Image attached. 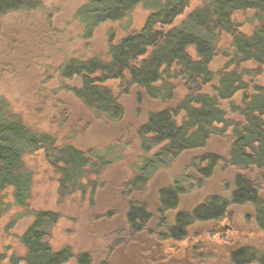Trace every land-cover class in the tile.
I'll return each mask as SVG.
<instances>
[{"label": "trees", "instance_id": "1", "mask_svg": "<svg viewBox=\"0 0 264 264\" xmlns=\"http://www.w3.org/2000/svg\"><path fill=\"white\" fill-rule=\"evenodd\" d=\"M44 1L0 0V17L41 10ZM138 5L148 12L140 28L118 40L113 31L109 32L105 56H71L58 67L60 77L80 80L78 87H72L75 96L98 117L110 121H119L123 109L107 82L127 80L128 88L137 86L161 101L172 100L178 90L176 82H183L187 93L174 112L168 109L149 114L142 129L155 138L148 139L150 143L145 140L146 148L169 142L159 152L176 156L204 147L211 136L226 132L218 127L225 124L233 126L230 155L235 164L264 170V85H251L246 76L252 77L254 71L242 67L246 62L264 66V0H201L191 9V0H86L76 9L74 18L82 29V38L87 40L100 25L124 20ZM246 12H252L255 20L250 32L242 31L236 19L238 13ZM223 35L230 38L223 51L228 63L215 72L211 62ZM231 64L236 67L229 69ZM207 85L212 86L211 92L205 90ZM223 101H229L231 113L238 116L237 124L228 119ZM178 117L183 121L181 126L173 120ZM57 145L50 133L29 128L9 100L0 95V195L5 200L7 191H13L14 205L34 217L22 233L26 264H66L72 256L71 248L56 249L49 241L50 229L58 223L60 214L30 207L34 174L26 167L25 157L44 149L50 164H61L58 168L63 171V163L67 166L65 176L70 178L85 160V153L74 145ZM237 185L236 200L258 202L259 224L264 229V201L255 198V185L245 178L238 179ZM10 207H3L0 214ZM200 214L208 217L209 211L202 208ZM5 259L6 255L0 253V264ZM80 261L89 264L83 257Z\"/></svg>", "mask_w": 264, "mask_h": 264}, {"label": "rangeland", "instance_id": "2", "mask_svg": "<svg viewBox=\"0 0 264 264\" xmlns=\"http://www.w3.org/2000/svg\"><path fill=\"white\" fill-rule=\"evenodd\" d=\"M85 1L45 0L41 10L0 17V95L9 100L13 110L20 114L29 126L53 134L59 142L72 143L84 150L97 151H102L106 146H114L116 152H121L120 155L124 158L113 164L102 177L97 179L100 188L90 195L93 205L87 198L91 188L87 189L85 196L79 193L67 197L61 196L57 175L45 160L43 153L37 152L25 157L27 166L35 173L30 200L31 209L53 210L62 214L58 223L50 229L51 245L56 249L70 245L78 254L87 251L90 264H102L107 260L112 264V260H117L119 257H110L107 249H110V246L121 248L114 242L118 235L123 238L124 227L121 228L120 222L119 228L113 230L112 234L105 235L112 223L111 219L104 217L103 212L106 210L105 207H112L115 211L114 217L119 221L124 218L126 200L120 198L121 190L119 189V192L118 187L123 184L127 174H131V163L140 152L136 145V129L149 112L155 113L154 111L159 108L173 107L180 103L185 89L183 82H176L178 90L173 95L174 98L166 103L150 99L141 93L142 103L138 104L137 95L140 91L138 88L131 86L129 92L124 93L121 90L124 88L119 87L118 81H111L112 88L125 105V117L119 123H107L97 119L72 92L71 87L76 82L63 81L57 68L59 65L64 66L65 60L71 56L99 55L102 58L107 53L109 32L113 31L115 40H118L128 32L140 28L148 12L138 5L124 20L100 25L92 38L85 40L81 36L82 29L74 18L76 9ZM200 2L201 0H191L189 9ZM236 19L242 31L252 30L255 22L252 12L238 13ZM229 44V36L223 35L219 51L211 62L215 72L223 70L228 63L223 51ZM235 67L236 65L231 64L229 69ZM242 67L254 71L252 77L246 76L248 81H252L251 85H264V66L246 62ZM250 87L249 92L253 88ZM205 90L212 91V86L207 85ZM235 100L239 101L240 96L236 95ZM223 105L228 108L229 102L225 101ZM232 115L234 114L229 112L228 116ZM235 117L238 118L237 115ZM226 135L212 138L208 146L209 150L225 155L229 146ZM108 153L115 154L111 148ZM224 168L225 165L222 163L208 181L211 190L219 187L221 180L223 182V179L230 176L228 170ZM70 169L72 170L73 167ZM179 169L178 166L177 170ZM173 170H168V173H173ZM115 180L117 181L114 184ZM112 183L117 186L115 190L119 193L118 202H116L118 198L115 199L113 193L109 191ZM12 193L13 191H7L5 200L0 195V211L11 204L8 212L0 214V253L6 255V259L1 264H26L23 261L26 250L23 246L22 233L31 224L32 218L29 214H25V208L14 205ZM133 195L136 199L141 198L140 194ZM153 199L154 197L150 198L151 201ZM110 202L115 203L111 205ZM238 210L239 213L244 211L241 208ZM98 213L102 215V220L95 222L94 217ZM247 224L250 222L247 221L245 225ZM108 236L112 238L109 242ZM263 237L261 235L257 239L264 242ZM123 240L125 241L124 238ZM121 244L125 245L124 242ZM67 264L79 263L74 259Z\"/></svg>", "mask_w": 264, "mask_h": 264}, {"label": "flooded vegetation", "instance_id": "3", "mask_svg": "<svg viewBox=\"0 0 264 264\" xmlns=\"http://www.w3.org/2000/svg\"><path fill=\"white\" fill-rule=\"evenodd\" d=\"M61 79L63 81H75L76 84L72 87L80 85V80L78 79ZM115 81L119 82V87L124 88L121 89L124 93L129 92L127 80H113L112 82ZM110 82H107V85L111 86ZM135 87L138 88L137 86ZM138 89L140 90L137 95L138 104L142 103L141 93L161 103L169 101L151 98L145 90ZM112 91L123 109V115L119 121H110L105 117H98L93 110L87 108L78 97H75L97 119H102L107 123H119L125 117L126 108L114 88H112ZM186 93L185 91L184 95ZM224 102L221 103L223 104ZM176 106L162 107L154 112L159 113L168 109L170 112H174ZM223 107L227 114L231 112L229 107L227 108L224 105ZM152 112L148 113L146 119L136 129V145L139 148L140 155L138 154L131 163V174H127V177L123 180V184L120 185V187L123 186L122 189L118 187V190H121V192L119 190L120 198H125L126 200L124 218L119 221V219L114 217L115 211L112 207H105L106 210L103 212L104 217L111 219L110 222L112 223L111 228L107 230L105 235L107 233L112 234L113 230L119 228L120 222L122 223L121 228L124 227L123 235H125L123 238L125 241H122L123 238L118 235L114 242L117 247L120 248L121 246V248L116 249L110 246V249H107L110 257H119L117 260L113 259L112 264H264V242L257 239L261 235L264 236V229L259 224L258 202L245 201L243 197L242 199L245 202L242 203L235 198L236 192L239 190L237 180L245 178L255 185L252 187L253 192L258 194L257 196L255 195V198L264 201V170H259L255 167L244 169L235 164L230 155V146L234 140V137H232L233 126L219 124V129L222 131L226 130V132L211 136L204 147L185 150L176 156L165 155L159 151L163 147L169 146V142L163 141L158 146H153L150 149L146 148L148 143L145 144V140L148 141L150 138H155L154 135L150 137L147 131L145 132L142 129L147 124L148 116ZM235 116H228V119L237 124L235 120L238 118ZM173 120L177 126H181L183 123L179 117ZM27 126L29 125L27 124ZM29 128L34 129L31 126ZM139 130L142 134L139 133ZM51 135L55 137L53 134ZM224 135L228 136L229 146L227 153L221 155L216 151L209 150L208 146L211 139ZM55 139L57 146L74 145L72 143L59 142L56 137ZM74 146L85 153V160L82 159L83 163L86 164L81 163L82 166L79 165V171H73V178L65 176V168L67 166L64 163L63 171L58 168L62 167L61 164L56 167L50 164L46 159L44 149L38 152L43 153L45 160L57 175L58 190L61 196L67 197L77 193L85 196L87 189L91 188L87 198L90 200V204L93 205L94 202L90 195L100 188L97 184V179L102 177L113 164L120 161L122 155H120L121 152L115 151L114 146H106L102 151L84 150L76 145ZM110 148L115 154L108 153ZM222 163L225 165L224 170H228L230 176L223 179V182L221 180L219 187L211 190L208 181ZM178 166L179 170H177ZM26 167L30 169L27 164ZM56 168L58 169L56 170ZM174 168L176 169L175 171L173 170ZM30 170L35 176L34 171ZM168 170H173L174 172L169 174ZM116 181H113L114 184ZM114 184H110L109 191L117 199L119 193L115 190L117 186H114ZM61 189H65V191L61 192ZM70 191H74L73 194H68ZM133 194H140L141 198L136 199ZM151 197H154L153 201L150 200ZM118 201L119 198L116 202ZM112 203L115 202H110L111 205H113ZM114 205L116 206L117 204ZM202 208L209 211L208 217L200 214ZM239 208L244 211L239 213V210L237 211ZM58 213L61 218L62 214ZM29 216L33 222L34 217ZM95 216V222L102 220L101 214L98 213ZM247 221L250 224L245 225ZM110 237L108 236L107 238ZM122 242L125 245L121 244ZM64 247H69L72 251V256L67 263L75 259L81 264L80 257H83L90 264V256L87 251L78 254L70 245H65L62 248ZM102 264H110V260Z\"/></svg>", "mask_w": 264, "mask_h": 264}]
</instances>
